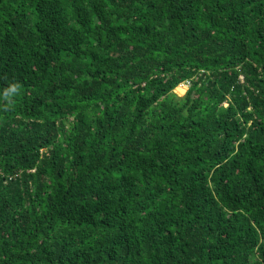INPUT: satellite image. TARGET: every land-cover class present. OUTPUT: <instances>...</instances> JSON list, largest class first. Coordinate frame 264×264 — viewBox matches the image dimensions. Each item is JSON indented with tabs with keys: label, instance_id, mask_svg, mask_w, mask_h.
<instances>
[{
	"label": "trees",
	"instance_id": "16d2710c",
	"mask_svg": "<svg viewBox=\"0 0 264 264\" xmlns=\"http://www.w3.org/2000/svg\"><path fill=\"white\" fill-rule=\"evenodd\" d=\"M0 264H264V0H0Z\"/></svg>",
	"mask_w": 264,
	"mask_h": 264
},
{
	"label": "rangeland",
	"instance_id": "374dc122",
	"mask_svg": "<svg viewBox=\"0 0 264 264\" xmlns=\"http://www.w3.org/2000/svg\"><path fill=\"white\" fill-rule=\"evenodd\" d=\"M189 85H190L189 81H184L182 84H180L178 87H176L175 92L179 96H183L187 92ZM228 104H229L228 100H225L223 102L224 106H228Z\"/></svg>",
	"mask_w": 264,
	"mask_h": 264
}]
</instances>
